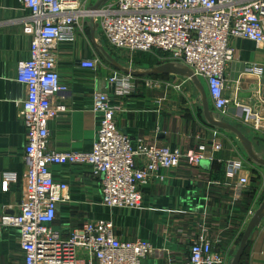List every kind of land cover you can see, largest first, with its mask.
<instances>
[{"label": "built area", "instance_id": "2783aa9c", "mask_svg": "<svg viewBox=\"0 0 264 264\" xmlns=\"http://www.w3.org/2000/svg\"><path fill=\"white\" fill-rule=\"evenodd\" d=\"M18 1L30 13L22 20V31L31 37L29 58L18 62L16 72V81L26 90L19 110L25 174L19 213L3 214L0 230H18L23 264H145L155 253L147 241L120 240L110 221H88L62 237L52 225L57 205L68 200V187L54 181L52 165L89 166L100 180L101 204L109 209H139L144 188L164 181L163 172L175 171L182 164L200 168L202 162L223 168L226 181L222 184L231 191V206L243 198L249 188L247 175L240 176L245 162L219 158L221 140L198 133L194 145L185 149L141 139L133 143L117 127L123 106L111 101L108 90L96 91L92 97L99 121L91 151H49L48 122L67 110L52 102L68 92L56 68L55 47L59 42H74L85 21L93 20L110 47L129 54L155 52L163 63L190 69L205 82L214 111L221 113L231 103L225 95L224 77L234 55L230 41L242 38L264 46V0H110L97 9L87 8L91 0ZM97 65V60L81 63L91 70ZM247 71L261 75L262 68L251 65ZM131 78L118 73L107 82L120 97L133 90ZM146 86H159V82ZM166 86L181 91L180 85ZM256 209L254 204L247 209V224ZM213 243L202 222L189 239L187 264H224L225 256L213 250ZM168 252L166 248L160 251ZM166 260L174 264L170 257Z\"/></svg>", "mask_w": 264, "mask_h": 264}, {"label": "crops", "instance_id": "0c3cea01", "mask_svg": "<svg viewBox=\"0 0 264 264\" xmlns=\"http://www.w3.org/2000/svg\"><path fill=\"white\" fill-rule=\"evenodd\" d=\"M99 1L91 0L87 8H93ZM29 14L18 0H0V217L18 214L22 199L25 135L19 110L26 90L16 81V72L18 62L29 58L31 37L22 31V20ZM89 22L85 21L74 42H59L55 47L56 68L68 92L55 96L52 102L67 110L48 122V150L90 152L99 121L93 112L92 97L96 91L108 90L111 101L123 106L116 118L117 127L133 143L141 139L185 149L194 145L198 133L209 140L216 136L223 144L219 158L244 160L240 176L247 175L249 188L231 206V191L222 184L225 180L222 167L190 168L182 164L175 171L163 172L164 181L144 188L139 209H109L101 204L100 180L92 175L89 166L52 165L54 181L68 187V200L57 205L53 228L67 238L85 222L110 221L120 240L141 239L152 245L155 253L147 257L145 264H166L169 257L174 264H187L189 239L205 222L214 240L213 250L225 256L224 264H231L247 226L246 211L253 204L258 207L264 198V170L250 163L232 134L205 124L197 90L188 80L174 75L134 77L130 79L133 90L115 96L114 87L107 81L121 72L107 63L95 47L93 39L100 41L111 56L107 49L112 47L98 27L93 31L88 26ZM230 46L234 55L224 77L225 95L231 103L224 112L214 111L206 84L201 79L200 82L206 90L209 109L238 127L257 152H264V46L257 47L242 38L231 39ZM111 57L129 68L148 69L164 64L159 55V63L148 68L135 65L132 57ZM93 60L98 62L95 70L81 66L82 62ZM251 65L262 68L261 75L250 74L247 70ZM136 78L144 79L145 85L136 86ZM153 82H159V86H146ZM166 84L180 85L181 91ZM186 92L188 98H184ZM163 248L168 254L160 253ZM79 257L84 256L80 253ZM0 264H23L15 228L0 230ZM239 264H264V218L251 233Z\"/></svg>", "mask_w": 264, "mask_h": 264}, {"label": "water", "instance_id": "95a60500", "mask_svg": "<svg viewBox=\"0 0 264 264\" xmlns=\"http://www.w3.org/2000/svg\"><path fill=\"white\" fill-rule=\"evenodd\" d=\"M110 0H100L93 9H97L101 5H104ZM88 26L94 31L97 29V25L93 20H90ZM93 43L97 50L102 54L103 58L109 63L114 69L121 72L122 74L129 75L131 77H151V76H169L174 75L184 80H188L193 84L194 88L198 93V102L201 107V115L205 124L214 130L222 131L225 133L232 134L237 141L239 142L246 158L250 161L255 167L261 168L264 170V152H257L255 145L251 140H249L243 132L236 126L227 123L223 117L212 112L209 109V104L207 101V94L200 80L193 74V72L181 65L179 63L168 62L161 65H158L153 68L148 69H137L129 68L127 66L121 65L119 62L115 61L102 47L100 41L93 39ZM208 165L207 162H202L201 166ZM264 218V198L262 202L257 207L254 216L251 218L249 223L246 226L245 231L242 234L239 248L236 254L233 257L231 264H239L241 257L245 251L247 242L251 233L260 225L261 220Z\"/></svg>", "mask_w": 264, "mask_h": 264}, {"label": "rangeland", "instance_id": "374dc122", "mask_svg": "<svg viewBox=\"0 0 264 264\" xmlns=\"http://www.w3.org/2000/svg\"><path fill=\"white\" fill-rule=\"evenodd\" d=\"M107 51L111 54V56H115V55H118L120 56V58H125V57H132V62L133 63H136L135 65L139 66V67H142V68H148V67H152L156 64L159 63V60L157 58L158 54L155 53V52H144V53H137L135 55L133 54H129V53H125V52H120V51H117V50H114L112 48H109L107 49ZM152 78V77H150ZM164 79V78H162ZM134 80V79H132ZM142 80V81H141ZM144 79L142 78H136L135 80V84L136 86H144L145 83L143 81ZM153 80V79H152ZM184 88L185 90L187 91L188 89V83L184 85ZM206 91V90H205ZM188 93L186 92L185 95H184V98H188Z\"/></svg>", "mask_w": 264, "mask_h": 264}, {"label": "trees", "instance_id": "16d2710c", "mask_svg": "<svg viewBox=\"0 0 264 264\" xmlns=\"http://www.w3.org/2000/svg\"><path fill=\"white\" fill-rule=\"evenodd\" d=\"M214 166H219V165H214ZM219 168L221 169V167L219 166Z\"/></svg>", "mask_w": 264, "mask_h": 264}]
</instances>
